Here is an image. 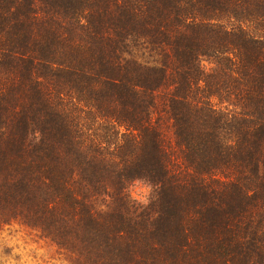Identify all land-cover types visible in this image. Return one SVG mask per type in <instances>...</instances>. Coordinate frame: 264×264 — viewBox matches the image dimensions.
<instances>
[{
    "label": "trees",
    "instance_id": "obj_1",
    "mask_svg": "<svg viewBox=\"0 0 264 264\" xmlns=\"http://www.w3.org/2000/svg\"><path fill=\"white\" fill-rule=\"evenodd\" d=\"M13 223L77 264H264V0H0Z\"/></svg>",
    "mask_w": 264,
    "mask_h": 264
},
{
    "label": "rangeland",
    "instance_id": "obj_2",
    "mask_svg": "<svg viewBox=\"0 0 264 264\" xmlns=\"http://www.w3.org/2000/svg\"><path fill=\"white\" fill-rule=\"evenodd\" d=\"M201 64L205 70L212 67L207 58H202ZM128 194L134 202L147 205L154 188L139 179L129 184ZM74 257L37 230L18 223L0 225V264H77Z\"/></svg>",
    "mask_w": 264,
    "mask_h": 264
}]
</instances>
